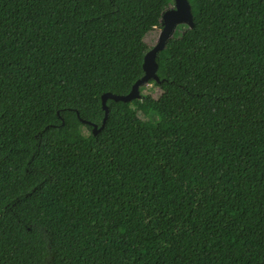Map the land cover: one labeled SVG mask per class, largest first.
Listing matches in <instances>:
<instances>
[{
  "label": "trees",
  "instance_id": "obj_1",
  "mask_svg": "<svg viewBox=\"0 0 264 264\" xmlns=\"http://www.w3.org/2000/svg\"><path fill=\"white\" fill-rule=\"evenodd\" d=\"M189 2L94 134L175 1L0 0V264H264V0Z\"/></svg>",
  "mask_w": 264,
  "mask_h": 264
},
{
  "label": "water",
  "instance_id": "obj_2",
  "mask_svg": "<svg viewBox=\"0 0 264 264\" xmlns=\"http://www.w3.org/2000/svg\"><path fill=\"white\" fill-rule=\"evenodd\" d=\"M174 7L166 10L161 18L162 29L158 38L157 43L151 49H149L144 57V76L136 81L130 92L127 94H117L114 92L105 93L102 95V104L105 111V117L103 124L100 128L97 125L94 126V134H97L100 129L105 127L109 108L107 106L108 100H113L116 102L128 103L135 99H141V87L149 84L152 80L158 82L159 76L157 75L158 63L157 56L166 47V44L170 38L173 37L180 25H188L193 27V14L192 7L189 0H174Z\"/></svg>",
  "mask_w": 264,
  "mask_h": 264
},
{
  "label": "rangeland",
  "instance_id": "obj_3",
  "mask_svg": "<svg viewBox=\"0 0 264 264\" xmlns=\"http://www.w3.org/2000/svg\"><path fill=\"white\" fill-rule=\"evenodd\" d=\"M160 32H161V29H158L155 32L149 34L148 37L146 38V43L150 49L153 46H155V44L157 43ZM129 87H130V83L127 80H123L120 82V84L117 87V89L115 90V92L117 94H127V93H129V90H128ZM151 87H152V83L146 84L145 86L142 87L141 92H147V91H149V89ZM173 100H174V97H172L171 95H164L163 96V101L166 104H169V105L172 104Z\"/></svg>",
  "mask_w": 264,
  "mask_h": 264
}]
</instances>
